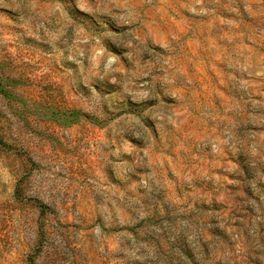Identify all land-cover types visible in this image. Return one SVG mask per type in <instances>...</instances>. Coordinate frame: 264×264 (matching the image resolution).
Returning <instances> with one entry per match:
<instances>
[{
    "label": "rangeland",
    "instance_id": "374dc122",
    "mask_svg": "<svg viewBox=\"0 0 264 264\" xmlns=\"http://www.w3.org/2000/svg\"><path fill=\"white\" fill-rule=\"evenodd\" d=\"M0 264H264V0H0Z\"/></svg>",
    "mask_w": 264,
    "mask_h": 264
}]
</instances>
